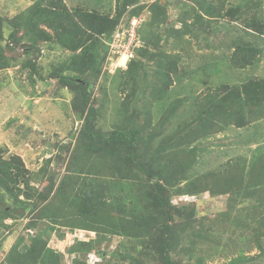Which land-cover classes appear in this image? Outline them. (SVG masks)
<instances>
[{
    "label": "trees",
    "instance_id": "16d2710c",
    "mask_svg": "<svg viewBox=\"0 0 264 264\" xmlns=\"http://www.w3.org/2000/svg\"><path fill=\"white\" fill-rule=\"evenodd\" d=\"M26 2L13 16L0 12V72L30 68L41 81L55 78L73 95L82 138L70 150L65 174L43 189L32 185L20 156L3 160L0 155V227L29 212L28 228L37 230L19 237L4 260L87 264L89 252L117 235L120 246L159 264H182V252L196 258L195 264H204L199 238L203 232L204 241L212 239L206 236L207 217L196 216L194 203L174 204L173 197L208 192L228 195V208L215 222L225 221V228L232 223L233 232L243 226L251 229L253 237L241 232L239 239L246 245L253 241L259 249L247 254L252 246L234 242L238 253L217 264H264V142H256L254 151L259 153L251 160L242 153L205 172L191 171L209 137L235 139L249 129L252 142L264 138V70L256 74L264 58V0H115L107 12L101 11L100 1L93 7L69 6L66 0ZM172 4L179 11L180 28L168 24ZM134 17L140 23L132 55L126 67L111 68L120 54L112 52L110 42ZM208 29L224 30L216 48L207 38L210 33L196 47L186 38ZM170 43L178 50L167 51ZM45 44L59 49L60 59L42 70L38 59ZM185 52L194 66L183 60ZM108 77H120L116 87L131 90L119 104L123 121L118 115L113 128L104 131L96 126L101 111L93 87L102 89L98 82ZM189 89L194 95L199 92L186 106L189 97L183 93ZM240 204L246 212L233 215ZM60 228L92 231L96 237L75 241L68 248L74 260L65 263L63 252L50 246ZM117 248L109 258L101 252L100 264H147L132 251Z\"/></svg>",
    "mask_w": 264,
    "mask_h": 264
},
{
    "label": "rangeland",
    "instance_id": "374dc122",
    "mask_svg": "<svg viewBox=\"0 0 264 264\" xmlns=\"http://www.w3.org/2000/svg\"><path fill=\"white\" fill-rule=\"evenodd\" d=\"M66 1L69 6H75L77 3L81 5L89 3L91 7H93L95 1H100L102 4V12L113 10L115 5V0ZM229 1L231 4L240 2V0ZM26 3V0H0V12L4 14L9 13L10 16H13L18 11L22 10ZM175 7L174 4L169 7L170 18L168 24L170 25V23L174 22L175 27L180 28L181 23L177 21L179 11ZM191 21L192 20H190V22ZM223 31L224 30H221L220 33H213L211 29H208L206 32H202L195 37L187 35L186 38H190L191 40L189 43L193 47H196L199 41L206 40L205 34L210 33L207 35V38L209 41L210 39L214 41L212 45L216 48V43L219 44L216 38L217 36H223ZM171 40L173 41L172 38ZM172 43L174 44V42ZM173 44L170 43L166 45V50L169 52L177 51L178 49L173 46ZM43 46L40 59H38L39 67L42 70L43 68L49 69L53 63H56V61L60 59L58 57L60 55L59 49L50 50L51 48L48 44ZM21 50L22 49H20V51ZM215 52H219V50L216 49ZM198 53L200 54L202 51ZM23 56H25V54ZM190 56L189 52L183 53V60L194 66V61L189 59ZM119 59L121 60L119 64H122L126 61V56H121ZM110 67L113 68L112 66ZM250 70H248V72H250ZM262 70H264V58L258 65L256 74L260 73ZM108 78L107 81L102 80L101 82L100 80L98 82L102 83L104 86L102 89L106 91H102L98 84L93 87L95 97L98 99L97 106L100 107L99 109L101 111L96 126L104 131L113 128V125L118 121V115L121 121H123L122 119L125 116L124 114L120 115L119 104L124 99L125 93L131 90L130 87L125 88L126 90L116 87L120 77L115 80H113L112 77ZM42 79L43 78H40L37 74H33L30 68L21 70L18 68H9L0 72V155L3 160H9L13 158L14 155L20 156L26 168L29 169L26 175L32 179V185L40 189H43L46 184H49L52 178H54L55 181H59L65 174V166L71 155L70 150H72L82 138L80 134L82 121L79 120V116L73 111L72 93L64 86H60L55 78L48 76V79L45 78L44 81H41ZM43 85L44 89H42ZM145 94L149 93L145 91ZM194 94L193 89L187 90V94L183 93V95H188L189 97L186 106L194 101L196 96ZM155 110L156 108H154V111ZM129 113L132 115L134 112L131 109ZM153 125H155V122H153ZM258 129L260 130V126ZM251 134L250 130L247 129L245 132L241 133V136L234 137L235 139H226L223 134H216L213 137H209V141L200 145L201 147L204 144L206 149L203 147L204 151L200 150V156H198L199 161L191 171L205 172L208 168L217 167L221 162L225 163L232 159V157L242 153L250 160L255 158L259 152L254 151V149L259 148L258 144H262L264 138H257L252 142L250 138ZM233 136L235 135L233 134ZM249 143L251 145L247 147ZM218 151H222V153L219 154ZM215 160L217 161L215 162ZM37 174L39 179L36 177ZM20 187H23L22 183H20ZM193 196L194 197H189V199L184 198L188 197L187 195L174 196L173 203L177 205H193L192 203H194L197 208L196 216L207 217V219L204 220L205 230L208 231L206 236L211 234L212 239L209 240L210 242L204 241L202 239L203 232L202 236L199 238L202 244V249L199 253L203 255L204 264H217L228 261L234 254L238 253L239 247L233 246L234 242L241 247L250 248L252 246V249L250 248L251 252L248 251L247 254L252 255L259 252V249L255 246V242L251 241L250 244L246 245L239 239L241 232L242 235L245 234L249 237H253V231L251 229L243 226L237 228L235 232H233L234 225L232 223L228 224V227L225 228L223 227L225 221L222 223L215 222L214 219L216 215L226 211L228 208V195L211 196L208 192H205ZM2 202L3 199L0 198V203ZM248 204L252 205V202L251 204L248 202ZM245 212L246 206L240 204L233 211V215L242 216ZM28 216H30L29 212L14 221L12 219H7L4 221V224L8 227H0V246L3 248V253L0 255L1 264H8L7 260H4L6 254L9 252L12 245L17 242L19 237L25 234L32 235L33 232H37V230L28 228ZM198 226L200 225H197V227ZM95 237L96 233L92 231L60 228L52 235L50 246L57 251L63 252L65 263H71L72 260H74V256L68 252V248L77 240L88 241ZM121 241V237L114 235L110 240L96 246L94 250L84 257L86 263L100 264L103 261L101 252L107 253V258H109L112 252L118 247L117 249L119 251H132L147 264H159L153 257L150 259L146 254L135 252L131 250L130 247L124 248L120 246L119 243ZM180 259L182 264H195L196 262V258L189 259L184 252L181 253ZM117 260H119V257H117ZM252 263L259 264V260L253 261Z\"/></svg>",
    "mask_w": 264,
    "mask_h": 264
},
{
    "label": "built area",
    "instance_id": "2783aa9c",
    "mask_svg": "<svg viewBox=\"0 0 264 264\" xmlns=\"http://www.w3.org/2000/svg\"><path fill=\"white\" fill-rule=\"evenodd\" d=\"M140 23V20L137 17L132 18L131 25L128 29H118L111 40V49L112 52L121 56L131 57V46L136 40L137 37V27ZM120 27V26H119ZM121 61L119 58L111 62L110 66L117 67Z\"/></svg>",
    "mask_w": 264,
    "mask_h": 264
},
{
    "label": "clouds",
    "instance_id": "9594fccd",
    "mask_svg": "<svg viewBox=\"0 0 264 264\" xmlns=\"http://www.w3.org/2000/svg\"><path fill=\"white\" fill-rule=\"evenodd\" d=\"M120 57H121V55H119V57H117V59L120 58ZM122 57H124V56H122ZM128 60H129V58L126 56V61L124 63H122L121 65H119V66L126 67ZM187 196L188 197H184V198L189 199V197H194V196H189V195H187ZM34 234H35V232L32 233V235H34ZM2 250H3V248H1V246H0V255L3 253Z\"/></svg>",
    "mask_w": 264,
    "mask_h": 264
}]
</instances>
